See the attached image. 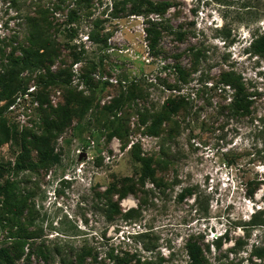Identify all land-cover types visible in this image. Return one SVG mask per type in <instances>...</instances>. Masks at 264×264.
Instances as JSON below:
<instances>
[{
    "label": "rangeland",
    "instance_id": "1",
    "mask_svg": "<svg viewBox=\"0 0 264 264\" xmlns=\"http://www.w3.org/2000/svg\"><path fill=\"white\" fill-rule=\"evenodd\" d=\"M263 35L264 0H0V252L264 264Z\"/></svg>",
    "mask_w": 264,
    "mask_h": 264
},
{
    "label": "trees",
    "instance_id": "2",
    "mask_svg": "<svg viewBox=\"0 0 264 264\" xmlns=\"http://www.w3.org/2000/svg\"><path fill=\"white\" fill-rule=\"evenodd\" d=\"M141 10V8H136L135 12L136 13H141L139 12ZM156 42V38H153L152 43ZM252 51L254 54L264 57V35L260 36L258 39L255 40V42L253 43L252 46ZM19 63L22 64L21 60H19ZM53 76H57V75H52V74H47V82L48 84H59L60 87H64L67 88L69 86L68 82H64L62 80H57L55 77ZM233 79V78H232ZM230 77H228L227 82L230 83L232 86L235 85L237 83V79H233L232 80ZM74 93L70 92L69 96L70 100L74 102L75 97H74ZM21 169V168H20ZM143 174H150L149 176H151V171L147 166L143 167ZM0 195L3 197V202L4 205L3 207L5 208V210L9 213H13L14 215H19V210H20V205L16 202L13 201V197L9 194L8 190L4 187V186H0ZM19 243V242H18ZM20 244H16L15 247L19 248ZM191 253H192V258L194 260V264H202L200 258L197 259V254H198V249H190ZM194 255V256H193ZM0 256L3 258L4 262L3 264H14V260L17 257H11L9 255V251L8 250H2L0 252ZM260 257V255H258Z\"/></svg>",
    "mask_w": 264,
    "mask_h": 264
}]
</instances>
